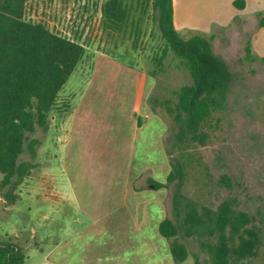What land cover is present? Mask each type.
<instances>
[{"label":"rangeland","instance_id":"374dc122","mask_svg":"<svg viewBox=\"0 0 264 264\" xmlns=\"http://www.w3.org/2000/svg\"><path fill=\"white\" fill-rule=\"evenodd\" d=\"M105 1L27 0V18L78 40L86 53L60 91L59 105L70 108L53 112L49 131L30 135L41 143L18 200L6 204L0 197V240L24 249L23 264H176L169 240L159 232L160 221L172 217L174 184L153 188L145 205L139 203L145 193L133 190V182L138 187L142 181L132 179L153 169L155 179L166 181L171 169L166 147L175 123L163 103L174 100V91L192 77L166 47L151 7L135 46L129 31L103 28ZM128 1L137 6L139 0ZM141 14L138 10L136 17ZM260 19L236 20L206 34L233 82L212 140L191 151L184 184L188 196L212 208L228 195L239 197L261 238L257 255L239 264H260L264 256V46L255 35ZM196 33L180 31L183 37ZM163 50L160 64L155 58ZM148 106L154 110L145 120ZM141 109L144 126L138 131ZM22 159H30L29 153ZM222 174L232 177L231 191L218 185ZM181 240L189 249L181 264H214L196 237Z\"/></svg>","mask_w":264,"mask_h":264},{"label":"trees","instance_id":"16d2710c","mask_svg":"<svg viewBox=\"0 0 264 264\" xmlns=\"http://www.w3.org/2000/svg\"><path fill=\"white\" fill-rule=\"evenodd\" d=\"M234 4L245 7L244 0ZM150 7L166 47L181 59L192 77V83L174 91V100L163 103L175 123L171 144L166 147L171 169L165 182H149L154 189L170 184L174 189L172 217L160 221L159 232L169 240L176 264L188 258V246L181 238L190 237L198 239L214 264H239L255 257L261 244L253 218L240 208L239 197L228 195L212 208L184 192L193 160L191 151L212 140L218 113L227 103L233 72L214 52L211 37L180 34L174 25L173 0H139L137 6L128 0H106L101 8L103 28L114 33L129 31L135 35L136 46L143 15ZM26 10L27 0H0V197L6 204L16 203L21 184L36 167L41 141L30 135L38 129L49 131L53 112L61 114L70 108V103L59 105L60 91L86 53L83 43L51 29L46 22L27 18ZM138 10L142 14L136 17ZM259 25L264 26V16ZM247 52L250 59V44ZM166 54V50L158 54L157 63L161 64ZM25 152L30 159H22ZM217 183L229 191L234 187L228 174H222ZM26 257L17 242L0 240V264H23ZM260 264H264V256Z\"/></svg>","mask_w":264,"mask_h":264},{"label":"crops","instance_id":"0c3cea01","mask_svg":"<svg viewBox=\"0 0 264 264\" xmlns=\"http://www.w3.org/2000/svg\"><path fill=\"white\" fill-rule=\"evenodd\" d=\"M245 7L238 8L235 6V0H173L174 8V25L180 32L181 30H190L203 34H208L215 27L225 28L236 20H243L258 16H264V0H244ZM264 32V26H259L256 36L258 46H264V38H261V34ZM264 48V47H263ZM144 84L147 81V74H143ZM145 89L143 95H145ZM142 109L137 111L138 121L136 123V130L143 128L144 124L141 121L140 116ZM145 120L149 118L150 114H153L151 106L145 108ZM148 116V117H147ZM152 171L143 170L141 174L135 175L134 180H141L142 183L136 187L133 182V190L138 193H145L146 196L142 197L139 201L140 204L147 205L150 200V193H152L153 187L150 184V179H155ZM169 174V173H168ZM158 181V180H157ZM148 182L150 185H148ZM163 201V195L159 196Z\"/></svg>","mask_w":264,"mask_h":264}]
</instances>
